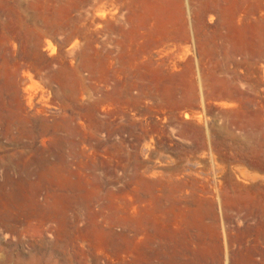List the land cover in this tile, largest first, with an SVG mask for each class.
<instances>
[{"label": "rangeland", "instance_id": "374dc122", "mask_svg": "<svg viewBox=\"0 0 264 264\" xmlns=\"http://www.w3.org/2000/svg\"><path fill=\"white\" fill-rule=\"evenodd\" d=\"M260 109L264 0H0V264H264Z\"/></svg>", "mask_w": 264, "mask_h": 264}, {"label": "crops", "instance_id": "0c3cea01", "mask_svg": "<svg viewBox=\"0 0 264 264\" xmlns=\"http://www.w3.org/2000/svg\"><path fill=\"white\" fill-rule=\"evenodd\" d=\"M239 9V8H238ZM240 10V9H239ZM221 7L218 10V14H221ZM241 13V10H240ZM242 18V17H241ZM235 23L236 25H242V24H246V21H242L240 23H236V22H232ZM217 56H215V60L212 62L213 67H215L213 69V72L215 73H222L224 71H229V69H224L223 67H229L230 64H234V66L236 68H240L241 66L245 65V64H250V65H255L256 64V59H252L250 61H245L243 63L241 62H235L233 59V55L229 54L227 55L225 58H219L218 57V53L216 54ZM259 58V57H258ZM237 77L234 80H230L231 84L229 86L230 91L233 95V99H217V100H221L222 101V105L223 107L226 108H241V97L244 94V89L242 88L243 83L245 82V80L236 75ZM213 85V84H212ZM212 85H211V91H212ZM242 88V89H241ZM177 90H178V86H177ZM192 97L191 99L185 103V102H180L179 104L172 106L173 108H177V109H181V108H194L197 106L198 104V98H197V93H196V88L194 86V84H192ZM150 94L148 93H144L140 96H148ZM214 95L213 91L211 96ZM212 98L214 99V97L212 96ZM216 99V98H215ZM260 113L263 114V119L261 120V123L259 126H257L256 128H248L247 126H242L241 128L245 131L244 136L245 137H252L255 135H261L264 136V109H260L259 110ZM226 129H229L228 126L225 127ZM229 134H231L233 137H238L236 134H234L232 131L229 130ZM187 135L193 139H197V140H203V139H213L215 137V133H211L210 131V126L205 127L204 125H202L201 123L199 124H194L192 125L191 129L189 132H187ZM238 151L241 152L242 148H238ZM252 197H256V198H260V199H264V192L263 195H257L256 193H254V191L249 190L248 192H246L243 195H237V196H233L231 197V201L233 202H239V201H247L250 202L251 204H257V203H264V201L262 202H252L251 198ZM250 215L252 216H257L260 218H264V213H260L258 208H254V210H251L249 212ZM264 230V226L262 225H258L254 228H252L249 232V234H253L255 236V240L254 243L249 247L250 251L252 253L257 252L259 250V234L260 231ZM254 248V250H253Z\"/></svg>", "mask_w": 264, "mask_h": 264}, {"label": "bare ground", "instance_id": "6f19581e", "mask_svg": "<svg viewBox=\"0 0 264 264\" xmlns=\"http://www.w3.org/2000/svg\"><path fill=\"white\" fill-rule=\"evenodd\" d=\"M211 10H212V12H214L213 9H211ZM234 14L235 13L233 12L230 17L232 18L234 16ZM214 20H215V16L211 15L210 16V22H214ZM146 21H147V19H145V23H146ZM12 49H13V52L16 51L17 45L14 44ZM230 96H231V93L229 92V90L227 88L223 87V88L217 89L216 97L218 99L230 98ZM185 117L186 118L189 117V114H186ZM14 202H16L18 204L17 209L19 210V212L21 214H23L25 212V210H26V207H25V203L22 200V198L20 197L18 199H14ZM27 216L32 217V214L28 213Z\"/></svg>", "mask_w": 264, "mask_h": 264}]
</instances>
